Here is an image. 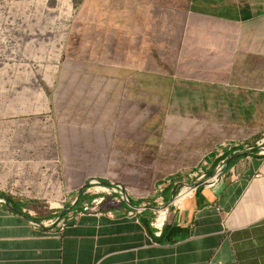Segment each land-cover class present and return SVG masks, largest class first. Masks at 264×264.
Returning a JSON list of instances; mask_svg holds the SVG:
<instances>
[{
	"label": "crops",
	"instance_id": "obj_1",
	"mask_svg": "<svg viewBox=\"0 0 264 264\" xmlns=\"http://www.w3.org/2000/svg\"><path fill=\"white\" fill-rule=\"evenodd\" d=\"M42 81L74 104L52 109L32 80L30 97L0 113V264H264V154L248 152L253 136L264 143V0H83L56 78ZM197 94L221 126L260 135L212 154L195 184L165 185L163 205L96 186H117L99 161L156 143L147 109L166 97L170 111H197Z\"/></svg>",
	"mask_w": 264,
	"mask_h": 264
},
{
	"label": "rangeland",
	"instance_id": "obj_2",
	"mask_svg": "<svg viewBox=\"0 0 264 264\" xmlns=\"http://www.w3.org/2000/svg\"><path fill=\"white\" fill-rule=\"evenodd\" d=\"M80 4L79 0H0V113H8L10 107L30 97L26 88L32 80L45 88L43 75L56 78L68 30ZM45 91L52 109L58 104H74L73 96L67 95V91L59 96L56 86ZM203 98L198 94L189 98L194 102L187 106L192 104L191 107L200 110L186 112L179 104L170 111L168 99L163 97L161 103L154 106L156 109L146 112V135L156 138V143L147 145L142 158L99 161L97 170L114 176L108 181L110 184H120L127 188V194L158 206L157 199L165 185L182 181L186 185H181V190L195 184L201 176L199 171L212 154L247 134L260 135L261 128L221 126L224 121L218 119V112L203 110ZM151 105L146 106L153 107ZM5 129L0 127V134ZM255 138L252 137L254 145L251 147L264 148L261 139ZM2 146L5 147L2 151H9V145ZM96 186L106 189L105 193H118L126 198L127 194L117 186L115 192L110 189L114 185Z\"/></svg>",
	"mask_w": 264,
	"mask_h": 264
},
{
	"label": "water",
	"instance_id": "obj_3",
	"mask_svg": "<svg viewBox=\"0 0 264 264\" xmlns=\"http://www.w3.org/2000/svg\"><path fill=\"white\" fill-rule=\"evenodd\" d=\"M258 150H263V148H260V147L252 148V149H250L248 152H251V153H252V152H256V151H258ZM243 154H245V153H236V154L232 155L231 157L227 158L226 160H224L223 163H222V166H221L220 172L217 174V177H216V178H218V177L221 175V173L225 170V168L228 166V164L230 163V161H231L232 159L237 158V157H240V156L243 155ZM204 183H205V182L197 184V187H199L201 184H204ZM117 186L123 189V186H122V185L117 184ZM84 189H85V188H84ZM84 189H83V191H81L80 195L83 194ZM125 195H126V193H125ZM0 198H1V197H0ZM3 199H4V201L7 203V205L10 207L11 210H13V211H15V212L17 211L15 208H13V207L11 206V204L9 203V201H8L6 198H3ZM125 200L129 203V198H128L127 195H126V199H125ZM130 205H131V204H130Z\"/></svg>",
	"mask_w": 264,
	"mask_h": 264
},
{
	"label": "built area",
	"instance_id": "obj_4",
	"mask_svg": "<svg viewBox=\"0 0 264 264\" xmlns=\"http://www.w3.org/2000/svg\"><path fill=\"white\" fill-rule=\"evenodd\" d=\"M79 1L82 2L83 0H79ZM261 154H264V152L262 151ZM10 193H11L13 196H21V195H22L21 193H17V192H15V191H10ZM123 199L125 200L126 198L123 197ZM158 199L161 200V201H160V202H161L160 205H163L164 202H162V200H163L162 197H160V198H158ZM90 210H91V208H90L88 205L84 206V212H86V211H90ZM26 211H27V210H25V212H26ZM138 211H139V210H138ZM166 212H167V210L164 209V208L161 209V210L158 212V217H157L155 223L153 224L154 226H156V227H162V226L164 225V221H165V217H166ZM161 214H163L164 218H163L162 221L160 222L159 219L162 217ZM65 228H66V223L63 222L62 225H61L60 230L63 231V230H65Z\"/></svg>",
	"mask_w": 264,
	"mask_h": 264
},
{
	"label": "trees",
	"instance_id": "obj_5",
	"mask_svg": "<svg viewBox=\"0 0 264 264\" xmlns=\"http://www.w3.org/2000/svg\"><path fill=\"white\" fill-rule=\"evenodd\" d=\"M7 199H9V201L10 202H12L13 203V201H12V199H10L9 197H7ZM16 208L18 209V210H20L19 209V206H17L16 205ZM33 210H35L36 212H37V215L40 217L42 214H43V212H47V216L46 215H44V216H46V217H48V218H53V217H55L54 215H53V210L52 209H50V208H48V207H44V206H42V207H40V208H37L36 206H33ZM37 219V222H39L40 221V219L39 218H36Z\"/></svg>",
	"mask_w": 264,
	"mask_h": 264
},
{
	"label": "bare ground",
	"instance_id": "obj_6",
	"mask_svg": "<svg viewBox=\"0 0 264 264\" xmlns=\"http://www.w3.org/2000/svg\"><path fill=\"white\" fill-rule=\"evenodd\" d=\"M104 190H106V189H103V191H104ZM187 194H188V191H187V190H184V191L182 192V194L180 195V197H179L178 200H179V201L182 200Z\"/></svg>",
	"mask_w": 264,
	"mask_h": 264
}]
</instances>
